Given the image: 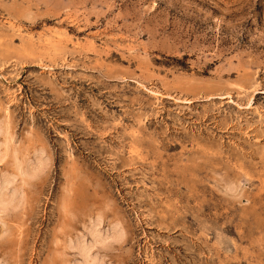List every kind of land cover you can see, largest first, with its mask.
Listing matches in <instances>:
<instances>
[{
	"label": "rangeland",
	"instance_id": "374dc122",
	"mask_svg": "<svg viewBox=\"0 0 264 264\" xmlns=\"http://www.w3.org/2000/svg\"><path fill=\"white\" fill-rule=\"evenodd\" d=\"M0 125V264H264V0H0Z\"/></svg>",
	"mask_w": 264,
	"mask_h": 264
},
{
	"label": "bare ground",
	"instance_id": "6f19581e",
	"mask_svg": "<svg viewBox=\"0 0 264 264\" xmlns=\"http://www.w3.org/2000/svg\"><path fill=\"white\" fill-rule=\"evenodd\" d=\"M138 84V83H137ZM136 90V89H135ZM135 92V91H134ZM154 94V93H153ZM151 96V95H150ZM216 105V104H215ZM248 106V105H247ZM223 110V109H222ZM217 111V110H216ZM181 114V113H180ZM195 115V114H194ZM175 117V116H174ZM196 117V116H195ZM246 117V116H245ZM256 121V120H255ZM248 125V124H247ZM187 128V127H186ZM190 130V129H189ZM123 131V130H122ZM134 133V132H133ZM0 134H2L3 138L2 140L0 141V160H2L8 153V151L11 149V137L8 135V132L6 130V128L4 126H1L0 125ZM13 140V139H12ZM20 149V148H19ZM23 149V148H22ZM13 152V150H12ZM11 152V153H12ZM20 152V151H19ZM39 152V151H38ZM10 153V154H11ZM18 153V152H17ZM36 153V152H35ZM14 154V153H13ZM16 154V153H15ZM17 155V154H16ZM11 156V155H10ZM21 156V155H20ZM14 157V156H13ZM17 158V157H16ZM14 159V158H13ZM8 160V159H7ZM17 160V159H16ZM44 160V159H43ZM43 160H41V158H38L36 159L34 165H32L30 168H23V173L25 174H29L30 176H34L38 173L39 170H41L43 167L42 164H43ZM13 161V160H11ZM18 161V160H17ZM43 161V162H42ZM16 162V161H14ZM160 162V161H159ZM11 163V162H9ZM14 164V163H13ZM10 165V164H9ZM21 165H24V164H21V163H17L15 164L16 166V169L14 170H18L20 172L21 171ZM12 166V165H11ZM25 166V165H24ZM27 166V165H26ZM162 166V165H161ZM237 167V166H236ZM14 168V167H13ZM13 170V169H12ZM13 170V171H14ZM17 172V171H16ZM18 172V174L20 173ZM17 174V173H16ZM15 173H13V175H16ZM21 174V173H20ZM10 176V175H9ZM12 176V175H11ZM18 176V175H17ZM159 177V176H158ZM21 178V177H20ZM29 178V177H28ZM263 178V177H262ZM23 180V179H22ZM19 182V181H18ZM162 182V181H161ZM11 183V179L10 177H3L1 180H0V209H8L9 207H12L14 206L17 202H19L21 200V198L19 196H17V192L16 190H13L11 192V194H7L6 192V189L7 186ZM188 184V183H187ZM168 185V184H167ZM17 188V187H16ZM22 188V187H21ZM18 190V188H17ZM161 191V190H160ZM23 192V191H21ZM19 193V192H18ZM22 195V194H21ZM24 195V194H23ZM19 205V204H18ZM201 211V210H200ZM176 215V214H175ZM192 215V214H191ZM178 216V215H177ZM197 218V217H196ZM197 220V219H196ZM98 221V220H95V222ZM100 222V220H99ZM96 225H98L96 223ZM95 225V226H96ZM98 228L94 227L93 228L91 227L89 231L90 233V236H91V241L89 243H85V241L83 242L82 240L81 241H78L76 243H74L73 245H75V250L78 251V254L80 256V261L78 262V264H101V262L98 261V258L96 256H92V253H91V249L93 246H95L97 243H105L106 244V241L109 242L108 240L110 239H115V238H118V232H117V229L115 227L114 230L106 234L104 233H101L97 230ZM114 241V240H113ZM112 242V241H111ZM72 244V243H71ZM104 244V245H105ZM102 245V244H101ZM96 247V246H95ZM233 249V248H232ZM95 255V254H94ZM2 256V255H1Z\"/></svg>",
	"mask_w": 264,
	"mask_h": 264
}]
</instances>
